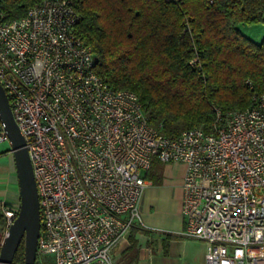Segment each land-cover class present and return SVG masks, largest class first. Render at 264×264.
I'll return each instance as SVG.
<instances>
[{
	"label": "built area",
	"instance_id": "built-area-1",
	"mask_svg": "<svg viewBox=\"0 0 264 264\" xmlns=\"http://www.w3.org/2000/svg\"><path fill=\"white\" fill-rule=\"evenodd\" d=\"M77 19L69 0H42L15 19L0 2V84L39 199L35 264H112L141 220L153 157L186 167L181 235L210 245L206 264H264V94L217 111L208 133L163 135L135 93L96 73ZM0 143L10 145L1 120ZM18 210L0 201V247Z\"/></svg>",
	"mask_w": 264,
	"mask_h": 264
},
{
	"label": "trees",
	"instance_id": "trees-1",
	"mask_svg": "<svg viewBox=\"0 0 264 264\" xmlns=\"http://www.w3.org/2000/svg\"><path fill=\"white\" fill-rule=\"evenodd\" d=\"M42 0H0L11 19ZM74 33L111 87L136 94L152 127L174 136L212 130L217 111H241L264 94V0H69ZM23 241L13 264L24 263Z\"/></svg>",
	"mask_w": 264,
	"mask_h": 264
},
{
	"label": "crops",
	"instance_id": "crops-1",
	"mask_svg": "<svg viewBox=\"0 0 264 264\" xmlns=\"http://www.w3.org/2000/svg\"><path fill=\"white\" fill-rule=\"evenodd\" d=\"M185 173L181 163H162L152 158L140 201L141 220L113 249L112 264H206L210 245L181 235L185 228L181 212ZM16 187L10 145L0 143V201L15 206Z\"/></svg>",
	"mask_w": 264,
	"mask_h": 264
},
{
	"label": "water",
	"instance_id": "water-1",
	"mask_svg": "<svg viewBox=\"0 0 264 264\" xmlns=\"http://www.w3.org/2000/svg\"><path fill=\"white\" fill-rule=\"evenodd\" d=\"M0 120L10 143L17 181L19 210L0 247V264H13L18 245L23 241L24 263L35 264L40 231L39 199L24 137L22 136L0 84Z\"/></svg>",
	"mask_w": 264,
	"mask_h": 264
},
{
	"label": "rangeland",
	"instance_id": "rangeland-1",
	"mask_svg": "<svg viewBox=\"0 0 264 264\" xmlns=\"http://www.w3.org/2000/svg\"><path fill=\"white\" fill-rule=\"evenodd\" d=\"M241 32L244 35L252 38L254 41L259 42L262 38V35H264V25H256V26H251V27L241 26Z\"/></svg>",
	"mask_w": 264,
	"mask_h": 264
}]
</instances>
